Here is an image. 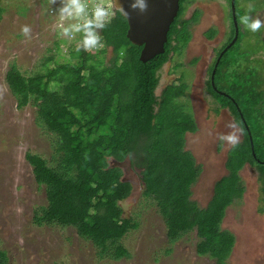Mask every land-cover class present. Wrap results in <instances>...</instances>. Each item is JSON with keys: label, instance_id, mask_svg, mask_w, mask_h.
Segmentation results:
<instances>
[{"label": "trees", "instance_id": "obj_1", "mask_svg": "<svg viewBox=\"0 0 264 264\" xmlns=\"http://www.w3.org/2000/svg\"><path fill=\"white\" fill-rule=\"evenodd\" d=\"M193 1L181 2L165 52L146 63L140 60L142 47L127 38V20L115 10L111 23L101 31L102 49L77 52L73 48L71 60L51 67L54 56L50 57L43 64L45 72L31 76L16 64L7 72L6 81L19 108L35 107L37 126L52 137L48 159L27 154L35 181L45 188L47 198L37 223L74 228L94 245L100 258L129 257L122 240L139 226L125 216L121 205L133 191L118 166L126 161L140 170L143 196L157 204L171 243L196 231L197 254L216 264H229L236 243L235 235L223 229L222 223L227 209L243 199L240 172L245 165L257 170L263 201L260 213L264 214V63L258 69L243 66L248 60L262 62L264 53L232 58L240 34L221 57L214 76L215 87L228 96L217 93L211 84L215 62L209 69L207 89L220 104L215 113L229 109L243 128V139L229 149L228 174L215 183L207 207L191 199L202 167L185 149L187 134L198 131L193 114L178 103L186 84H170L160 96L156 92L164 65L172 54L183 53L192 39L189 27L201 12L196 11L190 20L183 17ZM249 1L255 4L249 14L264 8V0ZM2 12L0 6V16ZM229 14L231 41L235 34L231 6ZM236 17L239 23L237 0ZM217 33L211 29L208 39ZM108 51L111 58L106 61L103 56ZM0 264H8L4 251H0Z\"/></svg>", "mask_w": 264, "mask_h": 264}, {"label": "rangeland", "instance_id": "obj_2", "mask_svg": "<svg viewBox=\"0 0 264 264\" xmlns=\"http://www.w3.org/2000/svg\"><path fill=\"white\" fill-rule=\"evenodd\" d=\"M85 2L91 7L97 0ZM104 2L112 4L113 0ZM237 5L240 39L230 56L238 55L242 59L260 50L264 53V28L252 33L240 22L250 13L249 8L255 6L254 2L237 0ZM0 6L3 9L0 16V251L7 254L8 264H216L197 254L196 231L171 243L157 204L143 196L140 170L132 168L124 176L133 186L132 195L121 203L125 216L139 224L122 240L129 257L118 261L109 256L100 258L94 245L81 238L74 228L37 223L36 217L42 215L47 198L45 188L35 181L27 154L48 159L52 137L37 126L35 107L19 108L6 76L13 64L24 75L31 76L45 72L43 64L50 57L54 56V64L49 63L51 67L71 60V51L77 47L80 35L73 39L59 35L61 0H2ZM113 10H116L114 6ZM196 11L201 15L189 27L192 39L183 53L172 54L160 71L156 94L160 96L170 84L179 86L181 81L186 84L185 94L178 103L196 118L198 132L187 134L185 149L202 167L201 176L192 187L191 199L205 208L213 197L215 183L228 174L225 164L231 146L218 137L231 131L227 125L233 122V116L227 108L215 113L220 104L209 93L207 82L216 50L231 38L232 17L228 0H194L183 18L192 19ZM254 18L264 20V8ZM24 25L32 29L30 39L21 33ZM211 29L218 33L208 39ZM103 57L109 61L111 53L108 51ZM250 62L245 61L243 66L258 69L264 58L260 63ZM240 175L245 187L243 199L227 209L222 223V228L236 237L228 263L264 264V214L260 213L263 201L258 173L256 168L245 165Z\"/></svg>", "mask_w": 264, "mask_h": 264}, {"label": "clouds", "instance_id": "obj_3", "mask_svg": "<svg viewBox=\"0 0 264 264\" xmlns=\"http://www.w3.org/2000/svg\"><path fill=\"white\" fill-rule=\"evenodd\" d=\"M129 6L132 11L143 13L148 8V0H130ZM251 11V7L249 8ZM120 12L125 16L128 15L127 10L123 7ZM114 10L111 3H105L104 0H97L91 7L85 0H61V7L58 10V31L62 37L73 39L77 34L80 40L77 44L76 51L92 52L100 50L104 47L101 31L105 29L114 17ZM247 31L257 33L264 27V20L253 18L246 14L240 21ZM32 29L28 25L21 28L22 35L30 39ZM227 127L230 132L220 134L218 139L232 148L240 143V137L243 134V128L238 122L228 123Z\"/></svg>", "mask_w": 264, "mask_h": 264}, {"label": "water", "instance_id": "obj_4", "mask_svg": "<svg viewBox=\"0 0 264 264\" xmlns=\"http://www.w3.org/2000/svg\"><path fill=\"white\" fill-rule=\"evenodd\" d=\"M182 1L183 0H148L147 10L140 13L138 10H131L129 6L130 0H113V6L118 12H120L121 7L128 12L127 16L120 12L128 23L127 38L132 44L142 47L140 60L143 63H146L165 52V45L168 42L171 25L179 15L180 4ZM230 6L235 27L234 38L220 54L211 77V84L214 90L224 96L228 95L219 91L215 87L214 76L221 57L237 42L239 37L238 21L236 17V0H230ZM250 139L253 151L252 138ZM253 155L255 157L254 151ZM118 166L124 168L125 164L121 163L118 164ZM123 181H125V179H123Z\"/></svg>", "mask_w": 264, "mask_h": 264}, {"label": "flooded vegetation", "instance_id": "obj_5", "mask_svg": "<svg viewBox=\"0 0 264 264\" xmlns=\"http://www.w3.org/2000/svg\"><path fill=\"white\" fill-rule=\"evenodd\" d=\"M262 10V9H261ZM259 12V11H258ZM258 12H256V13H258ZM256 13H252V14H250L253 18L255 17V15H256ZM230 28H232V27H230ZM235 28V27H234ZM238 28H240V26H239V23H238ZM262 28H264V27H262ZM263 32H264V30H263ZM234 38V37H233ZM233 38H232V40H233ZM239 38V37H238ZM231 40V41H232ZM231 41H229L228 42V44H226L225 46H224V49L230 44V42ZM221 49V48H220ZM219 50V49H218ZM218 50H216V57H215V59H214V62H215V64H216V62H217V60H218V58H219V56H220V54H219V56H217V52H218ZM213 62V63H214ZM211 67V66H210ZM210 69V68H209ZM208 75H209V70H208ZM195 120H196V118H195ZM233 121H234V118H233ZM196 123H197V121H196ZM198 126V125H197ZM198 132V131H197ZM188 144V143H187ZM124 164H125V167L123 168V170L125 171V174H124V176L126 175V171L128 172V170H131V165H130V163H129V161H126V163L124 162ZM133 169V168H132ZM134 170H138V169H135L134 168ZM139 171V170H138ZM231 257V256H230ZM230 259V258H229Z\"/></svg>", "mask_w": 264, "mask_h": 264}, {"label": "built area", "instance_id": "obj_6", "mask_svg": "<svg viewBox=\"0 0 264 264\" xmlns=\"http://www.w3.org/2000/svg\"><path fill=\"white\" fill-rule=\"evenodd\" d=\"M112 6H113V3H112ZM114 13H115V11H114ZM115 15V14H114Z\"/></svg>", "mask_w": 264, "mask_h": 264}]
</instances>
